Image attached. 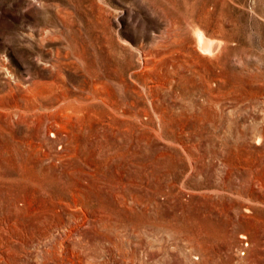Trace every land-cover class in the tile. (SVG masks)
Segmentation results:
<instances>
[{"label":"rangeland","instance_id":"rangeland-1","mask_svg":"<svg viewBox=\"0 0 264 264\" xmlns=\"http://www.w3.org/2000/svg\"><path fill=\"white\" fill-rule=\"evenodd\" d=\"M127 257L264 264V0H0V264Z\"/></svg>","mask_w":264,"mask_h":264},{"label":"bare ground","instance_id":"bare-ground-1","mask_svg":"<svg viewBox=\"0 0 264 264\" xmlns=\"http://www.w3.org/2000/svg\"><path fill=\"white\" fill-rule=\"evenodd\" d=\"M197 32H198V31H197ZM198 40H199V44H200V46L203 47L204 49L209 50V51H211L212 49H214V42H215V41L206 38L205 35H204V33L201 32V31L198 32ZM220 45H221V42L218 41V46L220 47ZM201 47H200V48H201ZM216 50H217V49H216ZM57 101H59V98H58ZM63 105H68V102H66V99H62V100H60V105H58V107L60 108V110H61V108H62ZM34 117H35V116L33 115L31 118L34 119ZM62 126L65 127L64 124H62ZM257 141H258V140H257ZM84 224H85V223H84ZM79 228H80V227H75L74 230H73V233H74V234H80V229H79ZM73 233H71L70 236L67 237L68 248H69L70 250H71L70 240L74 238ZM70 252H71V253H70V257H74V256L76 257V256H77V257L80 258V256L76 255L77 253H76L75 251L71 250ZM77 257H76V258H77ZM77 259H78V258H77ZM80 259H81V258H80ZM133 260H134V259H129L128 257H127V258H124V261H123L122 264H133ZM45 264H46V263H45Z\"/></svg>","mask_w":264,"mask_h":264}]
</instances>
